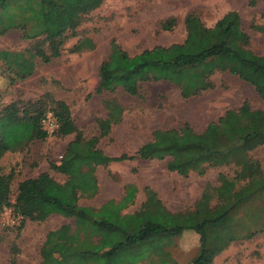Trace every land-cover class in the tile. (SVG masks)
Returning <instances> with one entry per match:
<instances>
[{"label":"trees","instance_id":"trees-1","mask_svg":"<svg viewBox=\"0 0 264 264\" xmlns=\"http://www.w3.org/2000/svg\"><path fill=\"white\" fill-rule=\"evenodd\" d=\"M102 1L0 0V36L15 30L30 42L22 52L0 50L7 84L31 76L34 59L47 64L57 58L63 42L75 35L84 16ZM175 24V19L167 18L159 29L170 31ZM183 27L181 43L154 46L132 56L110 41L108 55L97 68L94 93L111 94L120 89L137 98L143 84L166 82L186 99L212 90L210 78L220 73L248 84L264 103V55L250 50L249 37L241 30L236 12H226L211 27L190 12L183 18ZM248 28L264 35V26L250 22ZM51 103L52 107L44 109L38 100L24 107L13 102L0 110V158L47 137L39 125L46 110L56 119L53 134H74L57 163L48 164L64 177L63 182L40 173L18 182L10 201L13 175L0 166V212L10 209L20 226L24 221L43 222L51 215L71 221L45 233L38 251L40 264H175L170 250L183 232L198 237L190 264H212L229 244L264 233V172L248 156L256 148H264V110L252 109L244 101L207 123L201 132L187 124L154 130L151 139L133 154L107 156L96 145L121 120L124 107L114 97L102 100L104 116L94 120L96 133L89 138L75 129L65 104ZM134 159H166V171L180 177L189 173L202 176L207 168L233 170L231 176L218 173L216 186L204 185L189 211L170 212L153 190L143 187L138 208L122 214L133 204L136 190L131 185L123 187L117 202L108 200L96 209L78 205L79 199L97 193V167Z\"/></svg>","mask_w":264,"mask_h":264},{"label":"rangeland","instance_id":"rangeland-1","mask_svg":"<svg viewBox=\"0 0 264 264\" xmlns=\"http://www.w3.org/2000/svg\"><path fill=\"white\" fill-rule=\"evenodd\" d=\"M237 13L240 28L250 40L249 48L256 55H264V35L248 28L264 26V0H103L89 12L77 27L75 35L67 38L57 58L42 64L34 59L31 76L23 81L7 84V74L0 65V110L17 103L37 100L43 108L52 107L54 101L67 106L70 120L83 137L96 133L94 120L103 118L102 100L114 97L123 107L120 122L112 126L108 135L98 140L96 147L107 156L133 154L151 139L154 130L179 129L187 124L194 132L215 121L224 111L233 110L242 102L250 108L264 110L253 89L246 83L227 74L216 73L210 81L212 90L199 96L183 99L178 89L166 82L143 84L139 97L127 96L120 89L111 94L94 93L97 85V68L109 52L114 41L128 55L138 54L154 46H168L184 40L183 18L193 12L205 27H211L223 14ZM167 18L176 21L170 31H161L159 23ZM30 42L20 38L15 30L0 36V50L11 53L26 50ZM51 101V102H50ZM74 134H52L42 141H33L20 152L4 153L0 166L12 172L9 198L12 201L18 182L47 173L56 182L64 177L51 171L49 163H57L66 144ZM248 156L260 164L264 172V148L258 147ZM166 159L124 161L97 167L94 175L97 193L90 199H79V206L94 209L108 200L117 202L123 187L135 188L133 204L121 211L131 213L143 200L142 188L153 190L170 212L189 211L193 208L204 185L216 186V176L232 175V167L207 168L202 176L189 173L180 177L165 169ZM11 219L15 222L10 223ZM56 215L43 222L24 221L21 226L10 209L0 212V264H40L38 251L47 231L70 223ZM198 237L183 232L174 239L171 254L175 264H190L198 246ZM12 249L15 251L12 252ZM212 264H264V233L248 241L229 244L214 257Z\"/></svg>","mask_w":264,"mask_h":264},{"label":"built area","instance_id":"built-area-1","mask_svg":"<svg viewBox=\"0 0 264 264\" xmlns=\"http://www.w3.org/2000/svg\"><path fill=\"white\" fill-rule=\"evenodd\" d=\"M39 125L42 131H44L47 136L52 135L57 129L56 119L54 118L52 112L49 110L42 112L39 120ZM16 221H18V218H16ZM13 222L15 221L11 219L10 223L12 224Z\"/></svg>","mask_w":264,"mask_h":264}]
</instances>
